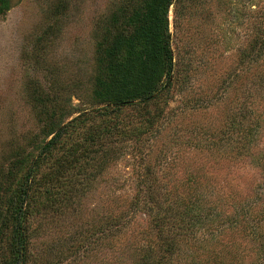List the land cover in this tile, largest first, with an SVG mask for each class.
I'll list each match as a JSON object with an SVG mask.
<instances>
[{
    "label": "rangeland",
    "instance_id": "obj_1",
    "mask_svg": "<svg viewBox=\"0 0 264 264\" xmlns=\"http://www.w3.org/2000/svg\"><path fill=\"white\" fill-rule=\"evenodd\" d=\"M122 2L11 0L0 19V198L36 167L27 264H142L162 244L173 245L165 264H264V48L248 55L264 0L171 7L174 85L141 148L127 133L94 140L93 120H73L93 110L97 43ZM147 169L182 213L166 238L152 236L153 203L131 206L148 198Z\"/></svg>",
    "mask_w": 264,
    "mask_h": 264
},
{
    "label": "trees",
    "instance_id": "obj_2",
    "mask_svg": "<svg viewBox=\"0 0 264 264\" xmlns=\"http://www.w3.org/2000/svg\"><path fill=\"white\" fill-rule=\"evenodd\" d=\"M178 0H123L112 14V21L106 28V36L98 41V71L92 93V111H83L73 120H93L92 135L95 140L108 142L114 136L128 134L136 138L139 147L144 135L151 136L160 130L166 119L167 97L174 85L175 58L171 45L169 12ZM11 7V0H0V19ZM255 36L248 55L264 48V22H254ZM259 84L264 85V72L259 74ZM49 98V97H48ZM156 102V110L153 104ZM61 114L63 108H59ZM73 121L60 130L45 144L43 153L62 141L70 132ZM54 126V125H53ZM52 126V128H53ZM60 126V125H59ZM51 128V129H52ZM56 128V127H55ZM130 130V131H129ZM39 160L37 163L39 164ZM36 167L30 166L27 179L18 185L7 187L8 191L0 198V264H27L28 236L27 218L29 208L26 200L30 195L31 180L36 175ZM64 174V173H62ZM61 175V174H59ZM143 188L146 202L138 195L132 208L148 207L153 203L158 229L153 236L162 238L176 229L177 219L175 201L161 199L163 186L158 175L147 169L143 175ZM10 188V189H9ZM146 189V190H145ZM171 198V193H166ZM134 205V206H133ZM151 206L152 210L153 207ZM193 208V207H192ZM189 208L188 213L191 212ZM256 216V215H255ZM255 216L251 213L252 219ZM181 218V217H180ZM157 233V234H156ZM172 243V242H171ZM163 251L145 254L142 264H165L172 253L171 245H164ZM145 259L150 260V262Z\"/></svg>",
    "mask_w": 264,
    "mask_h": 264
}]
</instances>
